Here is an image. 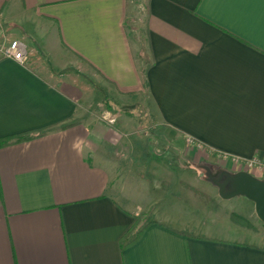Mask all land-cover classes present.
<instances>
[{"label": "crops", "instance_id": "obj_1", "mask_svg": "<svg viewBox=\"0 0 264 264\" xmlns=\"http://www.w3.org/2000/svg\"><path fill=\"white\" fill-rule=\"evenodd\" d=\"M129 5L0 0L1 31L34 42L23 63L0 56V138L36 134L0 146V264H264V244L160 221L120 189L111 126L86 119L99 79L145 91L170 139L230 172L256 158L264 179V0H145L144 62Z\"/></svg>", "mask_w": 264, "mask_h": 264}, {"label": "rangeland", "instance_id": "obj_2", "mask_svg": "<svg viewBox=\"0 0 264 264\" xmlns=\"http://www.w3.org/2000/svg\"><path fill=\"white\" fill-rule=\"evenodd\" d=\"M128 14V34L136 56L144 62L147 56L145 0H130ZM9 40L0 29V56ZM24 41L28 48L34 46L31 39ZM98 83L97 87H90L92 94L87 102L86 119L104 120L111 126L112 144L100 152L117 173L120 189L128 187L127 193L132 192L138 200L144 198L148 203L158 204L162 211L160 221H165L168 215L181 226L186 223L198 233L206 231L264 244V226L255 214L253 202L241 195L230 199L219 195L214 179L226 169L204 163L201 148L193 150L187 144L170 139L163 132L157 111L145 91L135 96L119 95L103 80L99 79ZM183 184L199 189L207 197L193 193ZM230 213L243 216L252 227L232 221ZM151 217L154 216L147 215V219Z\"/></svg>", "mask_w": 264, "mask_h": 264}, {"label": "water", "instance_id": "obj_3", "mask_svg": "<svg viewBox=\"0 0 264 264\" xmlns=\"http://www.w3.org/2000/svg\"><path fill=\"white\" fill-rule=\"evenodd\" d=\"M214 181L218 185L219 195L222 198L230 199L241 195L251 200L257 218L264 223V179L246 170L233 173L222 170Z\"/></svg>", "mask_w": 264, "mask_h": 264}, {"label": "built area", "instance_id": "obj_4", "mask_svg": "<svg viewBox=\"0 0 264 264\" xmlns=\"http://www.w3.org/2000/svg\"><path fill=\"white\" fill-rule=\"evenodd\" d=\"M1 53L4 58H9L16 62L23 63L27 53L26 44L19 39H11L2 47ZM187 141L190 142L191 140L187 138ZM233 165L235 170H246L250 173L254 170L262 168V164L256 158H234Z\"/></svg>", "mask_w": 264, "mask_h": 264}, {"label": "trees", "instance_id": "obj_5", "mask_svg": "<svg viewBox=\"0 0 264 264\" xmlns=\"http://www.w3.org/2000/svg\"><path fill=\"white\" fill-rule=\"evenodd\" d=\"M146 6V5H145ZM36 134H34L33 131H30V132H26V133H19V134H14V135H9V136H5L3 138H0V146L2 145H6V144H9V143H12V142H18V141H22V140H25V139H29L31 138L32 136H35ZM186 188H188L189 190H191L193 193L201 196V197H207L202 191H200L199 189L193 187V186H190L188 184H183ZM229 217L232 221L234 222H237L243 226H249V227H252L250 225V223L241 215L239 214H235V213H230L229 214ZM136 225H137V220L136 222L134 223L133 227L131 230H129L125 235L124 237H126L131 231H133L134 229V233H133V239L132 240H135L137 239L144 226H141L140 228H136ZM262 226H264V223H262Z\"/></svg>", "mask_w": 264, "mask_h": 264}]
</instances>
